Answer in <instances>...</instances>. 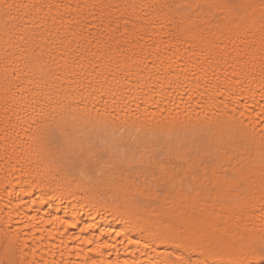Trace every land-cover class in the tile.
Returning <instances> with one entry per match:
<instances>
[{
	"label": "bare ground",
	"instance_id": "1",
	"mask_svg": "<svg viewBox=\"0 0 264 264\" xmlns=\"http://www.w3.org/2000/svg\"><path fill=\"white\" fill-rule=\"evenodd\" d=\"M262 253L264 0H0V264Z\"/></svg>",
	"mask_w": 264,
	"mask_h": 264
},
{
	"label": "snow or ice",
	"instance_id": "2",
	"mask_svg": "<svg viewBox=\"0 0 264 264\" xmlns=\"http://www.w3.org/2000/svg\"><path fill=\"white\" fill-rule=\"evenodd\" d=\"M7 7H12V5H7ZM168 235L180 239L181 241L191 244L193 247H199L203 249L208 255L212 254V248L210 242L207 241V237L199 233L198 230L193 228H186L183 225L176 226L173 225L169 230ZM208 255H205L203 259H197L195 261L188 260L187 262H182V264H212L211 260L208 259ZM261 259H264V253H262ZM237 264H243V262L238 261Z\"/></svg>",
	"mask_w": 264,
	"mask_h": 264
}]
</instances>
